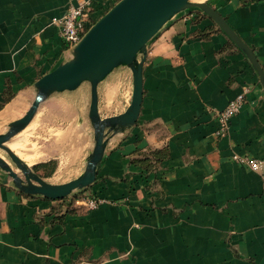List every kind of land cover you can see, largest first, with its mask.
I'll list each match as a JSON object with an SVG mask.
<instances>
[{
  "label": "crops",
  "instance_id": "0c3cea01",
  "mask_svg": "<svg viewBox=\"0 0 264 264\" xmlns=\"http://www.w3.org/2000/svg\"><path fill=\"white\" fill-rule=\"evenodd\" d=\"M74 1L0 0V114L10 121L28 109L35 81L70 58L53 20ZM87 1L93 24L118 0ZM199 1L229 23L264 71V0ZM142 79L136 123L108 136L96 180L82 194H25L0 169V264H264V88L256 70L192 8L148 42ZM71 91L78 93L69 101L52 97ZM71 91L49 95L23 129L38 116L37 125L44 107L46 117L75 120L77 135L63 137L74 149L68 162L44 159L53 143L39 152L8 144L51 183H61L53 173L85 163L94 143L89 84ZM243 91L240 111L218 135L213 111ZM131 93L128 67L109 73L97 85L101 117L123 112ZM235 157L260 160L261 168ZM85 195L102 202L87 209L72 200Z\"/></svg>",
  "mask_w": 264,
  "mask_h": 264
},
{
  "label": "water",
  "instance_id": "95a60500",
  "mask_svg": "<svg viewBox=\"0 0 264 264\" xmlns=\"http://www.w3.org/2000/svg\"><path fill=\"white\" fill-rule=\"evenodd\" d=\"M197 8L206 14L246 55L264 88V71L251 50L229 23L206 1L199 0H118L97 19L71 49L70 58L57 64L34 83L36 93L22 116L11 121L0 133V169L4 181L19 191L48 199L68 197L96 180L111 133L125 131L138 118L143 95V64L148 42L176 15ZM128 67L132 75L129 104L119 114L101 117L97 103V85L119 67ZM89 84L88 117L93 128V146L82 172L70 180L51 183L21 159L6 143L23 130L35 115L40 103L55 92L71 91Z\"/></svg>",
  "mask_w": 264,
  "mask_h": 264
},
{
  "label": "rangeland",
  "instance_id": "374dc122",
  "mask_svg": "<svg viewBox=\"0 0 264 264\" xmlns=\"http://www.w3.org/2000/svg\"><path fill=\"white\" fill-rule=\"evenodd\" d=\"M78 91H71V92H65V93H60V94H54L52 97H54L57 100H70L74 99V97L77 95ZM42 110V118L36 122L37 125L35 124V121L37 120V117L35 120H33L32 124L29 125L28 129L20 131L16 135H14L10 140L7 141V145L9 142L13 140H19V143L16 146V149L23 152L26 150H32V151H41L42 149H48L47 147L49 146L48 144H51L53 147L49 148V155L47 153V156L44 157V159H51V161L56 162V167H58L59 163L65 164L68 159V155L70 152V149L74 150L73 147H63L64 142H63V137L66 135L68 136L69 133H71V136L77 135L76 132V124L77 122L75 120L72 121V124H68V121L64 120V117H62V120L56 118L55 115L58 113H51V115H48L47 117L45 116V111L47 110V107L43 108ZM57 111V110H56ZM55 112V111H53ZM54 114V115H52ZM13 121V120H12ZM61 121V122H59ZM10 119L8 117L3 116V113L0 114V133L4 132L7 129L8 123H10ZM56 122V123H55ZM59 122V123H58ZM54 123L56 125H54ZM66 128V129H65ZM88 128L90 130L91 127L88 124ZM47 151V152H48ZM0 155L7 157L6 153L0 149ZM49 164V167H55V164ZM40 164H37V167L42 166ZM85 163L78 164L76 166V170H72L70 173L68 172H61L57 171L54 174V178L51 180L53 182H63L70 180L74 177H77L83 170ZM51 174V173H50ZM77 194H82V190L76 191Z\"/></svg>",
  "mask_w": 264,
  "mask_h": 264
},
{
  "label": "built area",
  "instance_id": "2783aa9c",
  "mask_svg": "<svg viewBox=\"0 0 264 264\" xmlns=\"http://www.w3.org/2000/svg\"><path fill=\"white\" fill-rule=\"evenodd\" d=\"M87 4V0H75L69 4L66 13L62 17L53 20L59 27L60 35L67 48L72 49L92 25L86 16ZM244 100L245 91L238 93L234 98L230 99L224 108L213 111V115L218 121L216 130L218 135L225 133L229 119L240 111ZM235 159L254 171H258L262 165V161L256 159L239 157H235ZM72 200L85 206L87 209H94L102 202V199L90 195L76 196Z\"/></svg>",
  "mask_w": 264,
  "mask_h": 264
},
{
  "label": "trees",
  "instance_id": "16d2710c",
  "mask_svg": "<svg viewBox=\"0 0 264 264\" xmlns=\"http://www.w3.org/2000/svg\"><path fill=\"white\" fill-rule=\"evenodd\" d=\"M35 167H37V166H35ZM51 172H45V174H50Z\"/></svg>",
  "mask_w": 264,
  "mask_h": 264
}]
</instances>
